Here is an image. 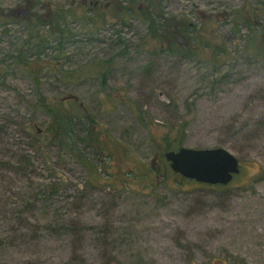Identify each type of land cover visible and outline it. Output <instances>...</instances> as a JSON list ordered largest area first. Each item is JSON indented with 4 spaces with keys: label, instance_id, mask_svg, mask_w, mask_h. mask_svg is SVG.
<instances>
[{
    "label": "rangeland",
    "instance_id": "obj_1",
    "mask_svg": "<svg viewBox=\"0 0 264 264\" xmlns=\"http://www.w3.org/2000/svg\"><path fill=\"white\" fill-rule=\"evenodd\" d=\"M108 2L0 0V264H264V0H155L173 36L200 40L178 35V54L151 39L143 1L124 23ZM68 94L126 149L107 171L139 168L128 184L32 153L24 129L50 121L37 99ZM164 138L222 148L239 173L223 188L144 181Z\"/></svg>",
    "mask_w": 264,
    "mask_h": 264
},
{
    "label": "trees",
    "instance_id": "obj_2",
    "mask_svg": "<svg viewBox=\"0 0 264 264\" xmlns=\"http://www.w3.org/2000/svg\"><path fill=\"white\" fill-rule=\"evenodd\" d=\"M141 1L146 4L147 10L145 11V13L143 12L144 14L142 15V19L140 20L142 22H145L146 31L149 32L148 34L150 35L151 39H156L158 44L161 45L164 43V35L167 34L166 32L160 31L159 28H166L167 25L165 26V20H163V17L160 16L158 12L156 13L155 5H153L155 0ZM113 12L115 18L118 19L120 23H124L125 17L138 16L133 11L132 14L130 12V9L127 8L122 9L120 12L118 9L113 10ZM53 20L55 24H59L60 22L59 16H55ZM40 22L41 21L38 20L36 23L39 24ZM152 28H156L157 30L155 29L156 31H152ZM182 28L184 29L177 31V35H172L173 42L170 41V43H168L167 41H165L167 51L169 53L178 54L177 49L174 48V46L181 45L179 43L181 42V40L178 39V35L183 37V40H185L186 38V41L189 44H192L193 42H198L200 44L199 39H195L192 37L193 33L191 32L188 25H183ZM153 32H155V34H159V36H154ZM221 55H223V53ZM34 69L35 68L32 69L33 74L37 73L36 71H34ZM36 75L37 74H35L34 76ZM69 101L72 103H70L67 108L64 109L63 103H69ZM37 103L39 109L43 111V113L49 118L50 121L48 122V124H46L43 130L36 129L33 126V129L31 126H27L24 129V132L26 133L30 142L32 153L34 155L42 154V152L46 151L47 149L55 147L57 151H61L68 154L74 160L75 163L82 166L87 171L91 179L105 185H108V180L113 177H116L117 179H119V181L121 180L122 184H128L129 181L136 177V171H139V168L135 166L128 168L124 176L121 171H116L113 175L107 171V168L109 167L108 163L110 161H119L121 158L126 160L128 158V156L126 155L127 151L121 145L114 143L108 137L106 138L104 136V132L103 134H100L96 130V123L91 117H85V121H83V123H87L88 126L84 127L85 125H83L81 119L79 118V115L77 114L78 109H80L81 106L77 103V98L74 95L68 94L67 96L61 98L59 102L54 104L50 103L44 105L42 102V98L37 99ZM181 131H183V126H180L179 133ZM162 143L163 144H160L162 150L159 151L158 155H156V158H154L149 163V165L144 166V170H142L141 179L144 181L148 179L158 180L159 177L166 178L167 175H170L173 179H179L185 182L186 184L196 185L195 182L182 179L178 175H175L170 172L167 163L164 161L163 154L165 152L175 151L181 147V144H179V140L174 139L170 142L167 141V138H164L162 140ZM88 153L92 155L91 161L87 157V155H89ZM20 159L22 160V162L30 164V161L28 159H24L22 158V156L21 158H19V160ZM26 168L27 166H24L22 170L26 171ZM117 170L120 169L118 168ZM198 186L208 188L226 187L207 186L201 184H199Z\"/></svg>",
    "mask_w": 264,
    "mask_h": 264
},
{
    "label": "water",
    "instance_id": "obj_3",
    "mask_svg": "<svg viewBox=\"0 0 264 264\" xmlns=\"http://www.w3.org/2000/svg\"><path fill=\"white\" fill-rule=\"evenodd\" d=\"M170 172L207 186H226L239 173L238 160L222 148L194 150L180 147L163 154Z\"/></svg>",
    "mask_w": 264,
    "mask_h": 264
},
{
    "label": "flooded vegetation",
    "instance_id": "obj_4",
    "mask_svg": "<svg viewBox=\"0 0 264 264\" xmlns=\"http://www.w3.org/2000/svg\"><path fill=\"white\" fill-rule=\"evenodd\" d=\"M132 3H135V1L133 0V1H128V3L127 2H124V3H121L120 2V3H118V0H109V2L107 4H105L104 7H106V8H113V10H117L118 9L119 12H120L122 9L132 8ZM146 10H147L146 4L145 5H141V6H139V4H138L136 6V12H138V13H140L142 15L145 13ZM130 12L132 13L131 9H130ZM159 30L162 31V32H167V36L165 35L164 39H166L168 43H170V41L173 42V37H172L173 33L171 32L169 25L166 26V28H159Z\"/></svg>",
    "mask_w": 264,
    "mask_h": 264
}]
</instances>
